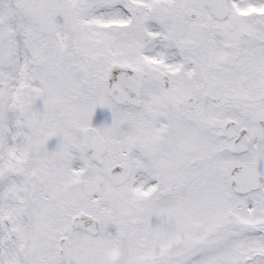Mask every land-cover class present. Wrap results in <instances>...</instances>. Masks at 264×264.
Segmentation results:
<instances>
[{"label":"snow or ice","instance_id":"1","mask_svg":"<svg viewBox=\"0 0 264 264\" xmlns=\"http://www.w3.org/2000/svg\"><path fill=\"white\" fill-rule=\"evenodd\" d=\"M0 264H264V0H0Z\"/></svg>","mask_w":264,"mask_h":264}]
</instances>
